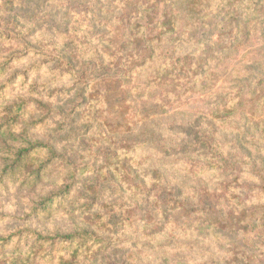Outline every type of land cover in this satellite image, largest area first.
Returning <instances> with one entry per match:
<instances>
[{"label":"trees","instance_id":"1","mask_svg":"<svg viewBox=\"0 0 264 264\" xmlns=\"http://www.w3.org/2000/svg\"><path fill=\"white\" fill-rule=\"evenodd\" d=\"M148 1L0 0V84L16 76L6 74L11 63L27 57L31 60L42 57V60L30 64L26 72L41 74L43 67L47 66L43 75L47 78L54 75L59 79L45 83H63L54 88H58L59 93L66 90L65 95L59 94L53 100L32 98L38 108L31 106L33 109H30L28 101L31 99L26 101L21 95L12 97L10 91L0 88V189L14 187L30 198L26 203V226L6 235L0 234V264H102L104 260H110L108 251L114 243L106 232L113 230L112 225L119 223L118 219L136 231L153 225L157 227L155 232L161 228L163 231L168 228L179 231V226L164 216L165 207L190 206L194 209L195 218L182 227L185 231L211 227L216 233L226 234L225 238L241 232V228L230 221L245 216L246 204L253 193L251 182L230 164L225 147L221 146L217 136L193 126L174 123L175 113L167 118L172 119L168 126L161 123L159 116L145 117L128 127L123 124L118 131L103 132L101 140L112 150L107 155L111 158L110 164L99 171L93 168L96 163H76L68 151L58 148V141L48 137L53 132L59 136V141L78 142L81 129H76V124L83 116L81 107L89 101L87 111L90 112L93 105L87 100V89L95 82L94 89L99 90L102 86L101 82L88 80L110 70L105 65L106 58L125 54V50L139 40L147 41L148 38L140 39L139 33H135L138 24L134 19L143 16ZM168 10L174 13L159 23L160 37L174 33L177 27L180 12L177 2H173ZM260 10L261 7L252 0H233L232 5L225 6L221 23L234 28L232 32L238 37V29L247 24L248 14L257 15ZM41 12L46 13L51 21L59 22L50 24L54 33L60 35L61 44L56 49L32 43L36 23L31 21L39 19ZM79 34L84 36L81 38ZM12 44H17V48L5 52L4 47ZM64 47L76 51L77 56ZM48 57L54 61L56 57L58 63L50 65ZM175 58V55L167 57L168 60ZM184 58H191V55ZM177 68L178 65L175 71ZM190 68L183 67L180 71L189 73ZM204 73V69H198L199 78H203ZM66 81L72 85L64 84ZM193 81L192 87L196 91L205 87L200 81ZM117 82L109 80V83ZM105 125L111 128V125ZM241 135L236 134L233 140L244 150ZM256 139L260 144L256 145L258 151L264 149V139ZM140 148L152 150L157 156L156 162H159V167H154L155 171L145 177L133 167L134 164L129 165L123 159L130 150ZM246 149L240 150L241 153H248L246 156L255 154ZM167 167L177 168L180 172L174 176ZM200 174L216 175L220 180L218 187L212 190L208 184H202L201 188L192 184L193 178ZM75 190L85 199L81 204L73 199ZM107 193L105 210L91 214L99 206L102 195ZM130 202L137 203L140 215H134L135 210L129 209ZM63 209L71 212L77 209V216H66L81 221L75 222L69 230H51L48 220L59 217L58 213ZM11 218L20 217L12 215ZM89 223L93 224L87 226ZM97 223L102 232L97 231ZM162 234L166 236V232ZM202 235L206 236L205 233ZM159 239L158 242L163 243L167 238ZM238 261V264H246Z\"/></svg>","mask_w":264,"mask_h":264},{"label":"rangeland","instance_id":"2","mask_svg":"<svg viewBox=\"0 0 264 264\" xmlns=\"http://www.w3.org/2000/svg\"><path fill=\"white\" fill-rule=\"evenodd\" d=\"M252 1L261 10L257 15L248 14L247 24L239 27L237 37L232 32L234 28L221 23L225 6L232 5L233 0H149L143 16L134 19L138 24L135 33H139L140 39L148 38L147 41L139 40L136 45L126 49L125 54L116 52L115 58H106L105 65L110 70L89 78L88 81L101 82L102 86L99 90L94 89L95 82L87 89V100H91L93 105L90 112L87 111L89 101L81 107L83 116L76 124V129H81L78 131V142L59 141L58 135L53 132L48 134L49 138L58 141L59 149L72 155L73 161L80 165L96 163L93 168L99 171L110 164L111 158L107 155L112 150L107 142L101 140L103 132L112 129L118 131L123 124L128 127L145 117L159 116L161 123L168 126L172 119L167 118L175 113L177 118L174 123L193 126L196 130H206L217 136L221 146L225 147L230 164L251 182L253 193L246 204L245 216L230 221L241 228L237 236L225 238L226 234L216 233L211 227L185 231L182 227L195 218L194 209L190 206L165 207L164 216L179 226V231H172V228L163 231L164 228H161L155 232L157 227L154 225L143 226L136 231L118 219L119 223L112 225L114 231L106 232L114 243L108 251L110 260H104L102 264H182V261L184 264H238L239 259L246 264H264V149L258 151L256 148V145H260L256 138L264 139V136H258L264 135V0ZM173 2H177L180 9L177 27L174 33L160 37L159 23L168 14L174 13L168 10ZM38 18L31 21L36 23L32 43L56 49L61 44L60 35L54 33L50 24L59 22L51 21L44 12ZM78 36L82 38L84 35ZM110 37L114 41L112 35ZM17 46H6L4 51L9 52ZM182 47H185L183 51ZM228 47L229 50L220 52ZM64 50L77 56L76 51L66 47ZM171 55L176 58L168 60L167 57ZM188 55L191 58H184ZM48 58L50 65L58 63L56 57L55 61ZM38 60H42V57L33 60L27 57L11 63L6 74L16 76L0 84V88L10 91L12 97L21 95L26 101L31 99L28 101L30 109L38 108L34 106L32 98L37 101L53 100L59 94L66 93L64 89V93H59L60 90L54 88L63 83H45L59 79L58 76L47 78V75H43L47 66L43 67L41 74L26 72V68ZM177 65L178 71H175ZM189 66V73L180 71ZM199 68L205 70L203 78L198 77ZM109 80L118 82L109 83ZM193 80L200 81L205 87L196 91L192 87ZM64 84L72 85V82L66 81ZM239 133H242L244 150L236 146L233 140ZM246 148L255 154H242L241 151H247ZM156 158L152 150L141 148L132 149L123 157L129 165L134 164L133 167L144 177L153 173L154 167H159ZM166 169L174 176L180 172L177 168ZM219 182L218 177L212 174H200L191 181L199 188L202 184H208L212 190L218 187ZM177 185L180 186L179 183ZM108 194L102 195L99 206L91 214L96 215V210H105L103 205ZM74 197L80 204L85 201L76 190ZM29 199L14 187L0 189L1 235L26 226V203ZM130 203L129 209L135 210L134 215H140L141 209L137 203ZM58 214L59 217L48 220L53 231L58 228L62 231L72 229L75 222L81 221L66 216H77V209L75 212L63 209ZM12 215L20 218L13 220ZM95 225L97 231L102 232L100 224ZM163 232H166V236ZM159 238L167 239L161 243L158 242Z\"/></svg>","mask_w":264,"mask_h":264}]
</instances>
